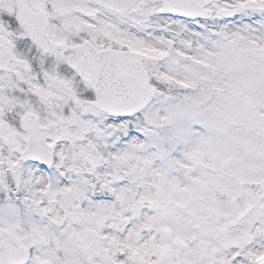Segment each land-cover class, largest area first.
Returning <instances> with one entry per match:
<instances>
[{
    "label": "snow or ice",
    "instance_id": "snow-or-ice-1",
    "mask_svg": "<svg viewBox=\"0 0 264 264\" xmlns=\"http://www.w3.org/2000/svg\"><path fill=\"white\" fill-rule=\"evenodd\" d=\"M0 264H264V0H0Z\"/></svg>",
    "mask_w": 264,
    "mask_h": 264
}]
</instances>
